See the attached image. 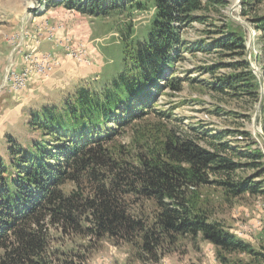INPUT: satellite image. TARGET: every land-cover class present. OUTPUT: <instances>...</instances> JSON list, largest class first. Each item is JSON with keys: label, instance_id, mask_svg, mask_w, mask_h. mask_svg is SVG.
Instances as JSON below:
<instances>
[{"label": "trees", "instance_id": "trees-1", "mask_svg": "<svg viewBox=\"0 0 264 264\" xmlns=\"http://www.w3.org/2000/svg\"><path fill=\"white\" fill-rule=\"evenodd\" d=\"M36 1L46 11L62 5L91 16L153 10V19L143 39L124 38V67L109 83L100 89L79 85L54 100L60 103L30 108L26 121L39 137L29 145L11 131L6 135V154L0 153V264H86L85 256L54 247L53 231L131 244L144 263H158L184 236L211 243L221 264H251L230 259L236 252L260 260L251 243L211 218L198 192L216 186L226 201L247 192L264 196L263 153L239 145L249 132L194 125L168 128L156 145L139 150L114 146L134 122L150 115L170 118L158 111L157 97L167 89L182 91L184 79L175 74L186 52L222 51L233 59L222 64L231 71L215 76L212 89L259 96L245 28L230 17L215 25L207 14L230 1ZM263 2L244 0L243 14L264 38V10L258 8ZM195 22L214 27L206 29L208 39L185 40ZM204 69L215 73L216 65ZM142 199L155 204L151 218L133 208Z\"/></svg>", "mask_w": 264, "mask_h": 264}, {"label": "rangeland", "instance_id": "rangeland-1", "mask_svg": "<svg viewBox=\"0 0 264 264\" xmlns=\"http://www.w3.org/2000/svg\"><path fill=\"white\" fill-rule=\"evenodd\" d=\"M229 1L228 7L219 12L211 11L207 14L211 16L210 21L215 25H221L227 17H230L245 28L244 35L247 40V47L250 49L249 63L254 64L259 72V74L255 73L260 80L259 96L255 97L252 94L244 95L242 98L233 97L230 94L218 93L212 89L211 83L215 80V76L231 71V68L222 64L229 63L233 59L222 55V51L186 52L184 59L177 64L178 72L175 74V76L184 79L182 91L172 92L167 89L166 92L157 97L158 111L165 112L170 118L150 115L143 120L134 122L122 130L115 139L114 146L122 145L121 148L125 150L135 151L141 149L143 144L156 145L168 128L179 130L201 125L213 131L229 128L235 131L249 132L250 136H243L242 139L239 134L237 135V138L241 139L239 145L247 147L249 144L253 149L262 151V161L264 162V38L253 25L251 16L243 14L244 0ZM258 8L262 12L264 2ZM45 11L46 8L38 6L36 0H0V84L4 82L6 86L0 91V119L3 116L0 122V153L3 155L6 154L8 131L13 132L15 137L25 146L29 145L31 139L39 137L38 131L31 129L26 121L30 108H23L22 113L19 107L14 111L7 110L8 107L14 106L13 102L9 103L10 99L18 103L21 100L16 99L17 96L22 97L25 91L33 85H27L26 89L17 94L14 93L7 86V66L12 59V48L24 41L20 34L21 31L25 30V34L36 33L37 36L35 37L40 41L37 28L39 24L36 25L32 21L34 17L40 16ZM251 11H255V9H251ZM152 19L153 10L122 11L110 13L107 16L95 15L91 17L89 23L90 38H93L97 46L95 49L103 55L104 64L99 66L98 75L94 74L85 80H81V82H85L84 84H72L65 90L59 87L57 92H49L50 95L48 96L50 97L55 93V98L58 97L57 99L62 101L61 98L67 93L68 88L73 91L75 87L85 85L93 89H100L109 83L123 70L124 51L127 45L124 38L131 36L130 39L138 40L146 37ZM43 27L49 31L47 22H44ZM63 27L64 29L62 28L61 32H58L56 38L60 39L68 33L75 36L73 32H70L72 30L65 25ZM209 28L214 27L210 24L204 25L195 22L185 30L183 37L188 42L201 38L208 39L209 35L206 34V29ZM25 39V43L23 42L17 52L18 60H20L22 53L27 54V62L31 63L32 66H40V56L43 52H54L39 50V41H34L30 50V46H26L28 37ZM79 39L81 38L79 37ZM87 49L88 47L85 45H78V52H87ZM67 54L66 51L64 59L78 61L70 55L65 56ZM90 57L92 63L93 54ZM215 65V73L204 69ZM91 67H94L93 64ZM48 77L50 76L40 78ZM59 101L54 102L60 103ZM7 102L9 106H7ZM39 107L37 106V108ZM4 116L9 120L6 130H2L6 124V121L3 120ZM251 172L252 170H248L246 174ZM198 192L202 194L201 199L208 207L211 218L221 220L231 232L251 243L254 249L262 255L260 256L261 259L258 260L248 254L236 252L231 254L230 259L240 260L242 263L264 264V196L261 194L252 195L247 192L240 197L226 201L222 190L216 186L202 187ZM133 208L138 214L143 213L151 218L155 211V204L152 200L142 199L133 205ZM53 236L54 247L85 256L86 264H221L216 256L217 248L204 241L200 236L195 241L190 236L181 237L176 244V250L164 254L158 263L142 262L138 258L137 249L131 244L121 243L117 245L107 237L102 239L81 238L60 235L56 231H53Z\"/></svg>", "mask_w": 264, "mask_h": 264}, {"label": "crops", "instance_id": "crops-1", "mask_svg": "<svg viewBox=\"0 0 264 264\" xmlns=\"http://www.w3.org/2000/svg\"><path fill=\"white\" fill-rule=\"evenodd\" d=\"M91 15L79 12L77 10L68 9L62 5L53 7L49 9L48 11H45V13L41 14L40 16H36L33 18L34 24H39L37 26L39 38H40V44L38 49L44 50V51H57L62 57H64L65 52L67 51V48L64 47V43H59L58 40L54 39L53 37H48L49 32L43 27L44 22H48L50 25H58L62 24L68 27L70 32H73L75 35V38H83L85 47H88V54H93V62L89 65L86 64H79L78 61H75L73 59H64L62 58L61 63L54 68V70L51 72L50 77L41 79L40 77H37L33 85L29 88V90L25 91L24 95L22 97L20 95L17 96L16 99L19 98L18 103L14 101L13 99H10L9 103L14 104L13 107H8L7 110L14 111V109L19 107L20 112L22 113L23 108H37V106H41V104L49 101L57 100L55 98V93L51 95L50 97L48 95L49 92H54L60 89L65 90L68 86L72 84H84L85 82H81V80L87 79L88 76L91 75H98L97 72L99 71V66L101 64H104V58L103 55L99 53L97 49H95L96 44L93 41V38H90L91 35V29H90V19ZM33 30V29H32ZM28 30V31H32ZM61 32V31H60ZM59 32V33H60ZM58 34V33H57ZM35 39H28V42H30V45L34 42ZM57 42V43H56ZM95 50V53H93ZM67 56V55H65ZM18 58V55H17ZM21 58V57H20ZM69 58V57H68ZM91 64H93L94 67H91ZM89 82V80H88ZM68 91L71 89L68 88ZM44 100V101H42ZM37 102V105H35ZM7 106H9L7 102ZM16 112V111H15ZM7 113V112H6ZM3 116L0 119V122L2 120ZM6 121V124H4V127H2V130H6L8 127L7 124L9 120L6 116H4V119ZM13 123V122H12ZM6 125V127H5ZM13 125V124H12ZM10 130V129H8ZM1 132V127H0ZM9 132V131H8Z\"/></svg>", "mask_w": 264, "mask_h": 264}, {"label": "built area", "instance_id": "built-area-1", "mask_svg": "<svg viewBox=\"0 0 264 264\" xmlns=\"http://www.w3.org/2000/svg\"><path fill=\"white\" fill-rule=\"evenodd\" d=\"M49 28V36L53 37L54 39L58 40L59 43H64L65 47L67 48V56L75 57L79 62L89 65L91 62V57L87 52H78V45H84L83 38H75L73 34H67L64 37L58 39L56 38L57 33L64 27L63 25H50L48 24ZM53 29V30H52ZM52 30V31H51ZM25 30L21 31V37L24 39L28 37V39H35L34 41H39L36 35L34 34H25ZM26 42V46H30V50L32 44L30 42ZM21 41V40H20ZM22 43L19 45H15L12 48V59L11 62L8 63L7 66V86L10 90L14 93H19L20 91L26 89L25 87L28 85H32L34 80L37 77H47L51 75V72L54 70L56 66H58L62 61V55H60L57 51L54 52H43L42 56H40V66H32L31 63L27 62V54H21L20 60H18L17 52L20 50ZM3 82V81H2ZM6 87L5 83L3 82L0 84V91L2 88Z\"/></svg>", "mask_w": 264, "mask_h": 264}, {"label": "water", "instance_id": "water-1", "mask_svg": "<svg viewBox=\"0 0 264 264\" xmlns=\"http://www.w3.org/2000/svg\"><path fill=\"white\" fill-rule=\"evenodd\" d=\"M249 51H250V49H248V47H247V60L250 62V53H249ZM250 65H251L253 71H254L255 73L259 74V72L257 71V69H256V67L254 66V64L250 63ZM260 79H261V76H260ZM261 81H262V79H261Z\"/></svg>", "mask_w": 264, "mask_h": 264}, {"label": "bare ground", "instance_id": "bare-ground-1", "mask_svg": "<svg viewBox=\"0 0 264 264\" xmlns=\"http://www.w3.org/2000/svg\"><path fill=\"white\" fill-rule=\"evenodd\" d=\"M57 43V42H56Z\"/></svg>", "mask_w": 264, "mask_h": 264}]
</instances>
